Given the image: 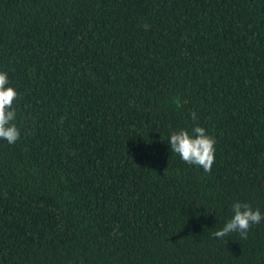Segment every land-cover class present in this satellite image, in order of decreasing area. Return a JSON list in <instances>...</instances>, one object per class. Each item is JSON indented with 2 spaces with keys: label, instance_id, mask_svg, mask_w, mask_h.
<instances>
[{
  "label": "trees",
  "instance_id": "obj_1",
  "mask_svg": "<svg viewBox=\"0 0 264 264\" xmlns=\"http://www.w3.org/2000/svg\"><path fill=\"white\" fill-rule=\"evenodd\" d=\"M0 72V264H264V0H0Z\"/></svg>",
  "mask_w": 264,
  "mask_h": 264
},
{
  "label": "clouds",
  "instance_id": "obj_2",
  "mask_svg": "<svg viewBox=\"0 0 264 264\" xmlns=\"http://www.w3.org/2000/svg\"><path fill=\"white\" fill-rule=\"evenodd\" d=\"M9 84L8 75L0 72V139L14 144L20 138V131L14 121L17 113L13 107L17 92ZM193 120L196 114L192 113ZM215 139L205 133L202 127H194L192 134L187 130L173 131L169 136V146L173 153L190 165L201 167L204 172H210L214 163ZM232 216L223 228L214 233L217 239H223L231 233H238L241 239H246L252 225H259L264 215L259 209L253 210L247 203L235 202L231 206Z\"/></svg>",
  "mask_w": 264,
  "mask_h": 264
}]
</instances>
